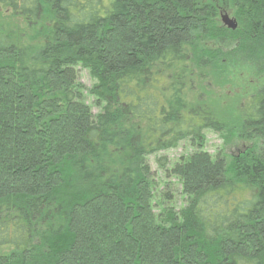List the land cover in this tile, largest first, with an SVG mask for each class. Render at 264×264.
<instances>
[{"label":"trees","instance_id":"obj_1","mask_svg":"<svg viewBox=\"0 0 264 264\" xmlns=\"http://www.w3.org/2000/svg\"><path fill=\"white\" fill-rule=\"evenodd\" d=\"M263 46L264 0H0V264H264V89L235 120L198 87ZM186 140L160 208L148 158Z\"/></svg>","mask_w":264,"mask_h":264},{"label":"rangeland","instance_id":"obj_2","mask_svg":"<svg viewBox=\"0 0 264 264\" xmlns=\"http://www.w3.org/2000/svg\"><path fill=\"white\" fill-rule=\"evenodd\" d=\"M219 6V19L224 27L226 26L222 23L221 17L225 14L229 15L231 19H235L238 23L232 9L222 5ZM214 47H218V44H215ZM221 48L223 47L221 46ZM257 56L253 57L251 61L232 65H230L229 60H225L228 62V65H224L221 70L214 72L215 77L218 75L217 82L212 80V83H201L199 80L198 87L202 89V98H208L207 93L208 95L210 93L216 111L221 115L227 116L228 119L236 120V111L242 109L244 104L251 101L253 96L264 89V46L262 55ZM77 81L85 90L87 104L92 108L95 115L99 114L104 104L92 94L91 89L95 84V80L92 78L89 70L80 67L78 69ZM205 136L203 150L209 152L214 158L230 157L251 145V141L248 139L236 137L228 140L221 134L213 131L205 132ZM199 149L200 147L197 144H192L191 141L186 140L180 142L175 148L161 151L148 158L155 184L154 198L160 205V208L172 207L179 210L187 204L188 196L184 192L182 179L173 169L175 164L182 158H188ZM163 158L164 164H161L160 160Z\"/></svg>","mask_w":264,"mask_h":264},{"label":"water","instance_id":"obj_3","mask_svg":"<svg viewBox=\"0 0 264 264\" xmlns=\"http://www.w3.org/2000/svg\"><path fill=\"white\" fill-rule=\"evenodd\" d=\"M222 23L230 30L235 31L238 28V23L235 19H231L229 15L225 14L221 17Z\"/></svg>","mask_w":264,"mask_h":264},{"label":"flooded vegetation","instance_id":"obj_4","mask_svg":"<svg viewBox=\"0 0 264 264\" xmlns=\"http://www.w3.org/2000/svg\"><path fill=\"white\" fill-rule=\"evenodd\" d=\"M227 28V27H226Z\"/></svg>","mask_w":264,"mask_h":264}]
</instances>
